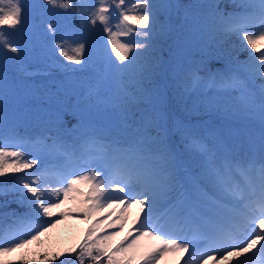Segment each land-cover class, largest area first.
<instances>
[{"label": "snow or ice", "instance_id": "6c2138e0", "mask_svg": "<svg viewBox=\"0 0 264 264\" xmlns=\"http://www.w3.org/2000/svg\"><path fill=\"white\" fill-rule=\"evenodd\" d=\"M185 7L154 0H43L33 16L23 0H0V78L4 60L25 55L21 37L27 38L30 25L37 30L43 25L53 54L69 62L61 63L68 71L94 65L93 34L106 33L110 43L84 91L65 98L79 128L73 121L60 124L57 114L54 134L20 136L9 128L7 98L0 93V178H7L0 180V195L15 193L26 208L0 219V264H158L176 252L191 253L184 264L209 259L218 264L217 257L229 256L228 264H264V0L241 2L242 10L227 16L213 10L205 17L225 42L236 37L241 48L250 50L246 60H235L222 83L236 94L235 113L259 120V157L254 142L238 157L222 140L197 141L204 161L187 185L181 156L170 145L164 94L151 78L153 63L146 56L154 47L152 38L169 32L160 17ZM70 18H75V34L58 35L72 27ZM132 35L139 39H119ZM113 78L125 135L108 137L85 118L79 104L89 101L93 109H107ZM156 96L155 113L141 112L140 105ZM133 205L138 209L133 228L115 242ZM68 219L89 223L79 240L58 247L49 234ZM114 227L118 231H108ZM14 252H20L17 260L4 259Z\"/></svg>", "mask_w": 264, "mask_h": 264}, {"label": "trees", "instance_id": "16d2710c", "mask_svg": "<svg viewBox=\"0 0 264 264\" xmlns=\"http://www.w3.org/2000/svg\"><path fill=\"white\" fill-rule=\"evenodd\" d=\"M23 2L30 6V11L35 16L34 6L41 4L43 0ZM154 2L186 6L169 9L167 15L160 17L169 24V32L163 37H153L154 47L146 53L147 59L153 63L151 78L161 86L164 94V107L170 117L166 119V128L170 145L181 156L184 183L191 184L200 174L204 157L199 151L197 141L212 144L222 140L233 147L238 157L246 155L250 142H254L253 151L258 158L261 131L259 120L245 119L236 114L233 110L236 94L222 83L235 60H246L250 50L241 48L236 37L225 42L215 30L216 26L205 20L207 14L213 10L225 16L239 12L242 9L237 4L247 0ZM208 6H215V9ZM189 14L191 18L186 22L185 16ZM70 21L72 27L58 35L69 38L75 34V18H70ZM30 28L27 38L21 37V43L27 45L25 55L20 60L3 61L6 70L0 78V93L7 98L9 128L14 129L20 136L35 138L41 134H54L53 130L58 126L57 114L60 116L59 123L65 126H71L67 124L68 121H78L79 118L72 114V109L66 106L65 98L84 91L85 86L92 80V72L99 68V61L110 52V43L106 33L93 34L91 39L94 65L87 70L73 72L61 67V63L69 62L53 54V42L44 33L43 25L38 30L31 25ZM134 38L139 39L134 35L123 37L124 42ZM111 55L115 60V54ZM116 62L119 63L118 60ZM72 67L80 68L79 65ZM109 89L107 109H93L89 101L81 102L79 109L86 119H91L96 124L101 134L108 137L123 136L125 130L122 129L119 119V86L115 78L110 81ZM159 102V96H156L150 104H141L140 111L147 109L151 116ZM76 127L79 128L78 123ZM3 135L4 129L0 128V136ZM66 139L71 142L72 135L66 136ZM4 179L7 178H0ZM11 183L13 181L9 180L8 184ZM16 200L15 193L0 195V219H3L5 213L23 214L26 211ZM58 229L57 227L50 233L51 240L58 247H66L69 238L58 234ZM54 264H60V261H55Z\"/></svg>", "mask_w": 264, "mask_h": 264}, {"label": "rangeland", "instance_id": "374dc122", "mask_svg": "<svg viewBox=\"0 0 264 264\" xmlns=\"http://www.w3.org/2000/svg\"><path fill=\"white\" fill-rule=\"evenodd\" d=\"M119 39L121 41L123 40L122 42L125 41V39H123V37H120ZM258 83H259V81H258ZM11 184H9V186ZM65 207H71V205L66 204ZM135 210L138 211L137 208H134L130 212L131 214L127 215L128 216V223L125 226L123 232H121L118 236L115 237V242H119L121 239H123V237L129 232V230L133 228L132 220H134L136 218V214H137V212H135ZM117 211H119V210H117ZM115 218L116 217H113V219H115ZM98 219H103V216L98 217ZM88 223L89 222H85L83 220L68 219L64 223L62 222L58 226L59 229L57 230V233L63 237H66L67 239L69 238V243L67 244V246H68V245L74 243L80 237V235L83 234V230L88 225ZM108 231H110V232L111 231H118V227H114L113 229H108ZM134 235H135V233H134ZM180 254H182V253H178V252L168 253L162 259H160L158 261V264H165V262L169 259L170 256L177 255L176 258L178 259ZM19 255H20V252H14V253H11V254L7 255L6 257H4V259L17 260L19 258Z\"/></svg>", "mask_w": 264, "mask_h": 264}, {"label": "bare ground", "instance_id": "6f19581e", "mask_svg": "<svg viewBox=\"0 0 264 264\" xmlns=\"http://www.w3.org/2000/svg\"><path fill=\"white\" fill-rule=\"evenodd\" d=\"M134 208H137L135 205H133L127 212V215L128 214H131L130 212L134 209ZM135 212H137L135 210ZM191 253H188V254H180L178 259L176 258L177 255L175 256H168L169 259L165 262V264H184V259H187L188 255H190ZM182 256H183V259H182ZM217 260H218V264H228V261L229 260H233V257L232 256H229L227 260H224V259H220L219 257H217ZM206 264H215V262L211 259L207 260L206 261Z\"/></svg>", "mask_w": 264, "mask_h": 264}]
</instances>
